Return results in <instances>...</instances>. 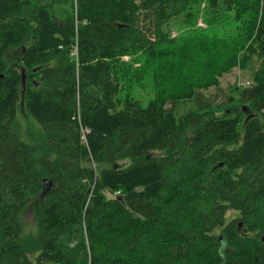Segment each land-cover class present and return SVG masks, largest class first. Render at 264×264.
<instances>
[{
    "label": "trees",
    "instance_id": "obj_1",
    "mask_svg": "<svg viewBox=\"0 0 264 264\" xmlns=\"http://www.w3.org/2000/svg\"><path fill=\"white\" fill-rule=\"evenodd\" d=\"M0 264H264V0H0Z\"/></svg>",
    "mask_w": 264,
    "mask_h": 264
},
{
    "label": "rangeland",
    "instance_id": "obj_2",
    "mask_svg": "<svg viewBox=\"0 0 264 264\" xmlns=\"http://www.w3.org/2000/svg\"><path fill=\"white\" fill-rule=\"evenodd\" d=\"M74 6V17L75 21H77V13L75 11ZM180 24V22H178ZM196 28L206 31L208 30V26L203 22L202 19H199L196 23ZM180 33L178 25L174 26L173 29V36H178ZM77 42V40H75ZM77 46V43H76ZM135 59L131 60V58L126 57L123 59L122 62L124 63H130L132 64L133 68L140 67L139 63H133ZM258 65H253V68H256ZM251 72H244L240 68H233L230 72L224 74L223 76L218 78V86L220 89H222L225 93H227L229 87H232L233 85H237L240 88H248L251 87L253 84V80L251 78ZM171 81L165 80L164 85H168L166 87L167 92H173L178 87L177 84H170ZM165 85V86H166ZM153 85L147 81L143 85H136V83L133 84V89L130 91V94L132 96L134 95L136 98L141 99L143 103L146 105L154 96L155 93L153 92ZM219 93L218 88L216 87H210L208 91H204V94L208 97H212ZM223 97V96H222ZM219 99V102L223 100V98ZM16 128L18 131V134L20 135L21 139L25 141L28 145L36 149L37 154L40 156L43 154V132L40 125L33 119L31 115H29L26 110L24 109L23 104L19 106L17 120H16ZM82 133L86 135V131L82 130ZM123 165V167H128L131 165L130 161H126L123 164H120V166ZM119 192H115L114 195L108 194V197H116L119 196ZM236 213H230L228 216V219L236 218ZM23 233L26 235L34 234L37 230V225L34 219L33 211L31 207L26 210V212L23 215Z\"/></svg>",
    "mask_w": 264,
    "mask_h": 264
},
{
    "label": "built area",
    "instance_id": "obj_3",
    "mask_svg": "<svg viewBox=\"0 0 264 264\" xmlns=\"http://www.w3.org/2000/svg\"><path fill=\"white\" fill-rule=\"evenodd\" d=\"M75 7H77V4L75 5ZM76 10H77V8H76ZM84 139V138H83Z\"/></svg>",
    "mask_w": 264,
    "mask_h": 264
}]
</instances>
